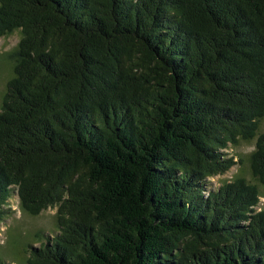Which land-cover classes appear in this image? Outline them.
<instances>
[{
	"label": "trees",
	"instance_id": "1",
	"mask_svg": "<svg viewBox=\"0 0 264 264\" xmlns=\"http://www.w3.org/2000/svg\"><path fill=\"white\" fill-rule=\"evenodd\" d=\"M0 222L55 209L17 264H264V0H0ZM0 257V264H4Z\"/></svg>",
	"mask_w": 264,
	"mask_h": 264
},
{
	"label": "rangeland",
	"instance_id": "2",
	"mask_svg": "<svg viewBox=\"0 0 264 264\" xmlns=\"http://www.w3.org/2000/svg\"><path fill=\"white\" fill-rule=\"evenodd\" d=\"M19 33L14 32L6 37L0 38V103L6 82L12 76L13 53L17 44ZM259 132H264V119L261 122ZM255 139L251 141H240L235 146H229L226 152L234 158L236 164L228 172L221 176L208 179L210 188H215L221 182L243 177L247 181L256 184L261 194L257 210L264 208V186L257 183L251 176L248 163V155L254 149ZM11 213L0 222V257H4V264H17L19 260L27 257V243L38 247L34 240V233L42 232L48 236L55 232V209H47L38 216H29L19 209V202L15 195L8 201Z\"/></svg>",
	"mask_w": 264,
	"mask_h": 264
}]
</instances>
